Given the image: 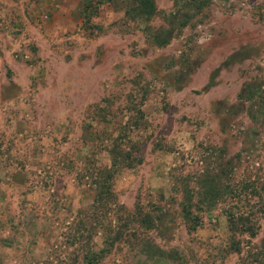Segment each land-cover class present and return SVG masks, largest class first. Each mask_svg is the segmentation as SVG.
I'll list each match as a JSON object with an SVG mask.
<instances>
[{
	"label": "rangeland",
	"instance_id": "obj_1",
	"mask_svg": "<svg viewBox=\"0 0 264 264\" xmlns=\"http://www.w3.org/2000/svg\"><path fill=\"white\" fill-rule=\"evenodd\" d=\"M153 2L144 18L126 14L131 0H0V264H86L84 245L106 246L101 228L74 239L95 196L85 167L110 163L96 130L112 115L92 118V105L108 98L124 123L141 95L142 162L113 188L126 209L160 216L151 235L179 260L120 242L94 264H264V0ZM220 168L255 189L194 207L188 231L183 188ZM227 211L251 230L229 228Z\"/></svg>",
	"mask_w": 264,
	"mask_h": 264
},
{
	"label": "trees",
	"instance_id": "obj_2",
	"mask_svg": "<svg viewBox=\"0 0 264 264\" xmlns=\"http://www.w3.org/2000/svg\"><path fill=\"white\" fill-rule=\"evenodd\" d=\"M89 6V5H86ZM84 6V8H87ZM155 11L153 0H131L126 14L131 16H141L149 18ZM194 13L180 15L174 23L175 28H182L190 21ZM146 20V19H145ZM153 42L158 45H164L168 42V37H160L159 32L151 33ZM142 97V95H141ZM138 100L130 99L126 102L128 114L127 119L122 123V118H118V113L111 110L109 99H102L92 105L96 112L92 118H99V121H106V116L110 112L112 117L106 122H110L111 128L96 130V138L102 141V138L109 139L105 144V151L109 156V164L95 165L90 164L85 167L86 175L91 178L94 184L95 196L92 203L87 207L88 212L83 217L76 219L74 239L86 238L92 231L99 230L106 233V246L98 252L92 251L86 245L81 250L84 251L83 259L86 264L99 262L100 256L110 251L114 244L123 242L128 244L131 249H137L139 253L152 258L179 260V252L175 248H164L151 235L152 229L158 226L157 221L160 216L152 211L146 210L140 204H135L132 209H126L124 205L117 202L116 192L113 188V180L118 171L122 168H130L142 162V155L139 152L138 141L133 140L132 132L140 131L141 124L144 122L145 114L141 109L143 97ZM104 101V105L102 104ZM120 110H123L122 108ZM226 168L218 169L213 175H202L200 180L193 185L187 184L182 190V200L180 201V216L188 231L196 229L201 224V218L194 213V207H200L201 204L215 203L217 199H224V195L229 192L231 199L242 200L246 198V190H254V181L240 180L231 187L229 183L224 182L228 179ZM229 180V179H228ZM237 183V184H236ZM224 187V188H223ZM223 188V190H222ZM226 188L228 190H226ZM246 194V195H245ZM227 221L232 230H251L247 224L248 217L243 213L236 214L233 211H227ZM80 215V213H78ZM113 216V218H111ZM88 223V226L85 223ZM241 226H246L242 229ZM83 230L86 232L83 235ZM76 234V235H75ZM79 234V236H77ZM181 258V257H180ZM181 264L183 262L180 260Z\"/></svg>",
	"mask_w": 264,
	"mask_h": 264
}]
</instances>
